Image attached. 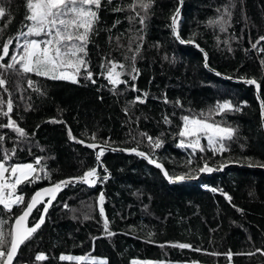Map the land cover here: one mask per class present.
<instances>
[{
  "label": "trees",
  "instance_id": "obj_1",
  "mask_svg": "<svg viewBox=\"0 0 264 264\" xmlns=\"http://www.w3.org/2000/svg\"><path fill=\"white\" fill-rule=\"evenodd\" d=\"M131 2L112 0L108 4L102 0L96 31L88 45L95 84L82 77L79 83H72L0 69V77L7 81V91L0 88L4 111L11 99L10 116L28 134L21 139L13 130L0 128V135L6 138L0 147V159L7 149L11 156L8 164L32 163L38 169L44 167L51 177V181L21 184L17 193L27 201L42 187L98 167L95 152L85 147L87 143L107 140L110 148L123 149L137 147L139 142L140 150L151 153L153 148L141 133L162 140L161 147L154 150V158L170 174L203 167L201 157L211 167L223 162H229L228 166L203 173L198 181L170 184L159 170L135 156L105 152L101 157L103 167L97 170L101 177L109 178L94 186L78 185L61 192L42 227L21 246L14 264H75L60 261L61 254L90 255L105 259L107 264H132L133 260L264 264V168L248 167L245 161L251 158L264 162V131L254 87L236 82L248 77L264 85V51H258L264 48V41L257 49L252 48V43L264 36V0H231V27L224 32L209 26L208 21L215 19L217 9L223 11L229 0H183L179 32L184 40H194L192 44L199 49L182 45L173 35L170 17L179 0H154L144 25L138 17L129 22L128 17L135 16V12L113 11ZM0 4L6 8L5 16L0 18V54L3 43L13 39L6 64L16 51L15 37L21 30L26 31V0H0ZM136 11L144 15L139 8ZM140 36L142 41L137 39ZM130 38L133 48L141 45L135 62L138 76L136 80L123 76L128 84H120L113 91L100 75V65L106 59L115 60L131 71V60H125L133 55L128 51ZM201 50L207 53L208 67ZM29 79L33 87H29ZM137 96L145 102H134ZM226 100L241 110L223 117L213 115L212 120L223 118L237 129L236 139L226 141L229 152L213 156L211 151L197 150L192 156V149L177 146L182 116H199ZM165 116L171 123L164 122ZM7 119L0 116V124H6ZM69 129L76 140L84 143L70 139ZM93 134L96 141L91 140ZM202 145L207 149L205 139ZM190 156L191 165L187 163ZM37 158L41 159L40 165H36ZM101 192L111 236L106 234L104 217L100 216ZM222 193H227L231 202ZM22 207L13 206L9 214L0 206V218L19 215ZM39 216L40 211H35L29 225ZM13 221H8L6 231ZM172 243H187L191 248L172 247ZM40 253L47 259L37 261L35 257Z\"/></svg>",
  "mask_w": 264,
  "mask_h": 264
},
{
  "label": "snow or ice",
  "instance_id": "obj_2",
  "mask_svg": "<svg viewBox=\"0 0 264 264\" xmlns=\"http://www.w3.org/2000/svg\"><path fill=\"white\" fill-rule=\"evenodd\" d=\"M108 4H112V0H107ZM154 0H132L127 6H120L113 8V11H124L128 10L135 12V16H129V22H133L137 17L141 25L145 24L147 19L148 10L152 7ZM183 0H179V6H177L170 17L173 35L181 43H195L194 40H184L179 32V19L181 14V6ZM231 0L229 5H225L223 11L217 9L218 16L215 19H210L208 25L212 27H218L221 32L227 31L231 27ZM102 7V0H26V15L25 23L23 28L26 31L21 30L15 37L16 51L11 55L10 62L4 63L6 57L9 56L10 45L13 44V39L9 38L2 45V54H0V69L5 72L12 70L17 74H34L38 77H45L50 80H67L72 83H79V78H83L91 81L93 84L96 80L93 78L94 74L90 70L88 60V45L91 42L90 37L96 31V24L99 20V11ZM139 8L144 15L137 12ZM6 14V8L0 4V18ZM118 22V21H117ZM115 27V25H113ZM137 39L142 41L143 37L140 36ZM22 40V43H21ZM264 41V36L259 37L254 43L252 48L257 49V46ZM227 44V41H224ZM133 39H129L128 51L132 52L133 55L125 57V60H131V71H126L127 65L118 63L115 60L106 59L101 63L100 75L108 81L112 86L113 91L116 90L120 84H128L127 80L122 79L123 76H130L132 80H136L138 76V69L135 67V62L140 52V44H137L135 48L132 47ZM199 47L198 45H196ZM229 51L231 49L229 48ZM258 51H264V48L258 49ZM205 67L207 64V53H204ZM264 65V61H262ZM18 66V67H17ZM216 75H221L216 73ZM231 79L232 77H226ZM261 79H264L262 77ZM245 85L254 86L256 91V97L260 104L261 117L264 119V95H262V88L264 85L257 78L240 77L239 81ZM7 81L0 77V88L6 89ZM34 82L29 79V87H33ZM132 90L138 91L135 85H131ZM39 91V89H36ZM144 93L143 96H147ZM134 102L144 103L145 100L141 96H137ZM165 103L169 101L167 98L164 100ZM177 104L180 102L177 101ZM5 101L0 98V116L8 117L6 124H0V128H8L13 130L19 138H25L28 134L24 129L18 126L17 122L13 120L10 114L13 111V102L8 99L7 111H4ZM241 108L234 105L231 101L217 102L216 105L208 110L207 113L201 112L199 116H182L183 122L177 135L181 138L180 143L177 145L182 149H192V156L195 155L197 150L211 151L213 156L217 153L223 154L229 152L230 145L226 141H233L236 139L237 129L227 124L223 118L219 121L212 120L213 115L223 117L228 112H238ZM203 117V119L201 118ZM53 123L57 121H52ZM166 124L171 123L168 117H164ZM69 138L76 140L72 135L71 129L68 132ZM142 137H147L149 144L153 150L151 153H145L140 150L139 142L137 147L133 148H110V142L105 140L102 143H87L85 147L93 149L95 152L96 162L100 167H103L101 157L106 151H122L130 154H135L141 157L150 165H154L163 174L165 179L171 183L183 182L185 180L196 179L199 173H211L214 171L223 170L228 166L229 162H223L216 167H211L208 160L205 157H201L204 161L203 167H197L188 172L179 174H170L163 164L158 159L154 158L155 149L161 147L162 140L157 137L153 138L147 136L146 133H141ZM5 136L0 135V147H2L5 141ZM207 140V149L201 144V140ZM91 140L96 141V136L93 134ZM77 143L83 144L84 141L76 140ZM99 149V151H96ZM14 155L16 149L11 150ZM11 156L8 154V150L4 149L2 159H0V206L9 214L12 213L13 206L24 205L21 208L19 215H9L8 219L0 218V264H13V260L18 254V250L27 240H29L45 221L46 214L49 207L52 205L59 191L63 187L70 184L83 183L89 186H94L99 180L106 181L109 177L107 175L101 177L97 168H91L83 173L82 176L70 177L65 180L51 183V186L45 187L35 191L29 200H25L23 194L17 193V188L21 184H34L40 179H48L51 181L50 175L46 172L44 167L39 169L32 163L27 164H8ZM248 167H261L264 168V162L254 161L251 158H245ZM236 162V161H230ZM189 165L192 163L190 156L188 162ZM41 164V159H36V165ZM107 172V169H104ZM8 173L9 175H5ZM43 173V176L40 175ZM212 192L218 191L215 188L209 189ZM229 202L231 197L227 193H222ZM45 197H50L45 200ZM104 194L100 193V216L104 217V230L107 235H113L109 231V221L105 217V211L103 207ZM43 205V209H39L38 205ZM67 208L68 206L65 205ZM40 211L39 220H37L31 227L29 224V217L33 211ZM14 219V223L8 226V230H5L8 221ZM172 247L180 249L191 248L190 244L187 243H172ZM163 247V245H161ZM200 251V249H193ZM264 254V252H262ZM229 259H231L232 253H227ZM35 259L37 261H44L47 259L43 253L37 254ZM60 261H74L75 264H107V261L103 258L91 257L90 255L72 256L61 254L59 257ZM132 264H153L152 261L133 260ZM162 264V262H158Z\"/></svg>",
  "mask_w": 264,
  "mask_h": 264
},
{
  "label": "water",
  "instance_id": "obj_3",
  "mask_svg": "<svg viewBox=\"0 0 264 264\" xmlns=\"http://www.w3.org/2000/svg\"><path fill=\"white\" fill-rule=\"evenodd\" d=\"M182 45H189V46H192V47H194V48H196V49H199L197 46H195V45H193L192 43H185V44H182ZM202 51V50H201ZM202 53H203V55H204V52L202 51ZM204 61H205V59H204ZM214 75H216V72H212ZM216 76H218V75H216ZM218 77H220V76H218ZM236 82H238V81H236ZM238 83H240V84H243V83H241V82H238ZM254 87V86H253ZM255 89V88H254ZM255 95H256V91H255ZM256 97V96H255ZM256 100H257V97H256ZM257 102L259 103V101L257 100ZM259 107H260V104H259ZM260 114H261V110H260ZM264 119H262V117H261V123H262V127H263V131H264V121H263ZM93 150V149H92ZM96 151H99V149H96ZM106 152H112V153H115V154H124V155H128V156H135V157H137V158H139V159H141V160H143V162H146V164H148V165H150L148 162H147V160H145V159H143V158H141V157H138V156H136L135 154H130V153H128V152H122V151H111V150H108V151H106ZM97 166L99 167V165L97 164ZM150 166H152V167H154V168H156L154 165H150ZM98 167H96L97 169H98ZM157 170H159L158 168H156ZM160 171V170H159ZM161 172V171H160ZM161 174L163 175V177H164V174L161 172ZM202 174L203 173H199L198 174V176H197V178L196 179H191L192 181H198L199 180V178L202 176ZM165 178V177H164ZM167 182H168V180L167 179H165ZM191 180H187V181H191ZM78 185H83V186H89L88 184H83V183H77V184H70V185H68V186H66V187H63L62 188V190L61 191H59L58 192V194H57V196H56V198H55V200H53V202H52V205L49 207V209L54 205V203L57 201V199H58V197L61 195V192H63V191H65L67 188H69V187H76V186H78ZM49 186H51V185H48V186H45V187H49ZM45 187H42V188H45ZM42 188H40V189H42ZM39 190V189H38ZM35 193V192H34ZM34 193H32V195L34 194ZM50 197H45V200H47V199H49ZM40 206H43L42 204L41 205H38V208L40 207ZM43 209V208H42ZM49 209H48V211H49ZM36 210H34L33 211V213L35 212ZM33 213H32V215H33ZM47 214H48V212H47ZM47 214H46V216H47ZM31 215V216H32ZM31 216L29 217V220H31ZM46 218V217H45ZM39 220V219H38ZM45 222V221H44ZM13 223H14V221H13ZM44 224V223H43ZM42 224V225H43ZM42 225H41V227H42ZM28 226L29 227H31L29 224H28ZM40 227V228H41ZM39 230V229H38ZM22 246V245H21ZM21 246H20V248H21ZM20 248H19V250H20ZM19 250H18V252H19ZM18 255V254H17ZM17 255H16V257H17ZM16 257L14 258V260H13V264H14V262H15V259H16Z\"/></svg>",
  "mask_w": 264,
  "mask_h": 264
},
{
  "label": "rangeland",
  "instance_id": "obj_4",
  "mask_svg": "<svg viewBox=\"0 0 264 264\" xmlns=\"http://www.w3.org/2000/svg\"><path fill=\"white\" fill-rule=\"evenodd\" d=\"M66 81H67V80H66ZM69 82H70V81H69ZM205 141H207V140L205 139ZM201 144H202V140H201ZM26 164H27V163H26ZM33 165H34V164H33ZM5 175L7 176V175H9V174L6 173ZM140 262H143V261H140ZM153 264H158V262H153Z\"/></svg>",
  "mask_w": 264,
  "mask_h": 264
},
{
  "label": "built area",
  "instance_id": "obj_5",
  "mask_svg": "<svg viewBox=\"0 0 264 264\" xmlns=\"http://www.w3.org/2000/svg\"><path fill=\"white\" fill-rule=\"evenodd\" d=\"M207 189H209V188H207Z\"/></svg>",
  "mask_w": 264,
  "mask_h": 264
}]
</instances>
